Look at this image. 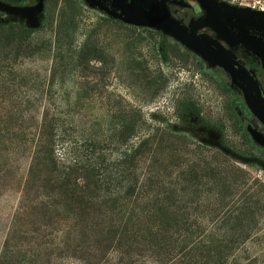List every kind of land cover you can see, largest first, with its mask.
Masks as SVG:
<instances>
[{"label": "rangeland", "instance_id": "rangeland-1", "mask_svg": "<svg viewBox=\"0 0 264 264\" xmlns=\"http://www.w3.org/2000/svg\"><path fill=\"white\" fill-rule=\"evenodd\" d=\"M215 1L220 11L214 15L200 0L166 3L188 29L216 38L247 63L264 89V21L251 25L241 20V13L247 10L264 16V0ZM128 2L131 0H0V52L23 36L33 46H42L32 55L14 58L11 53L3 61L16 59V67L33 79H50L57 29L65 32L63 43L72 38L75 48L88 39L100 50L90 58L89 70L60 68L53 85L40 82L30 87L51 101L36 106L84 107L89 120L91 115L94 122H104L105 133L110 131L117 107L126 115L137 110L143 125L134 141L154 136L153 149L139 164L141 178L155 174L159 181L141 205L152 206L153 196L156 200L172 191L178 214L170 220L177 218L189 227L178 232L173 229V235L192 242L212 236L234 238L236 244L223 243L217 248L222 252L221 264H264V143L253 138L255 131L264 136V123L243 112L242 107H249L250 94L223 66L164 30L128 20L121 7ZM39 4L42 8L36 10ZM223 25L226 33L221 31ZM24 28L31 31L29 36L24 35ZM10 29L13 31L6 34ZM71 58L66 55L63 60L69 63ZM78 95L83 97L77 101ZM81 123L78 119L69 124L66 134L67 140L77 141L78 153L84 151L80 130L87 126L81 128ZM171 131L184 135L188 143L168 138ZM68 143L60 147L61 153ZM118 152L109 145L106 156L113 161ZM149 162L154 167L151 172ZM194 162H205L215 175L207 171V177L190 179L189 166ZM13 163L8 183L0 184V264H92L64 251L60 239L48 235L46 228L39 229V223L34 231L27 215L17 221L29 158L24 155ZM181 187H186L184 195L177 196ZM140 247V254L125 257L123 263L113 252L99 264H125L130 257L137 264H166L167 259L155 257L148 246Z\"/></svg>", "mask_w": 264, "mask_h": 264}, {"label": "trees", "instance_id": "trees-1", "mask_svg": "<svg viewBox=\"0 0 264 264\" xmlns=\"http://www.w3.org/2000/svg\"><path fill=\"white\" fill-rule=\"evenodd\" d=\"M8 31L5 33L9 34L13 29ZM30 32L23 30L26 36ZM6 34L3 33L9 36ZM64 34L62 29H57L56 60L50 79H33L16 67V59L13 63L3 61L11 53L18 58L32 55L42 48L33 46L30 39L23 36L19 42L7 43L0 52L3 57L0 59V104L8 102L7 107H0V184L8 183L14 161L24 155L29 158L17 221L22 215H27L34 231L39 223V229L46 228L48 235L60 239L64 251H70L72 256L92 264H99L113 252L123 263L125 257L140 254L138 251L143 249L140 246H148L155 257L167 259L166 264L178 261L184 264H221L222 252L217 248L223 243L236 244L238 240L212 236L211 239L192 242L173 235V229L178 232L189 227L177 218L170 220L173 214H178V209L173 207L172 191L169 196L156 200L153 196L152 206L141 205L145 198H150L151 186L159 181L155 174L145 180L141 178L143 174L139 171V164L146 152L153 149L154 136L134 141L143 125L137 110L126 115L121 107H117L112 115L114 121L111 120L110 131L105 133L104 122H94L91 115L89 120L84 107L36 106L43 101H51L37 90L30 91V87L40 82L53 85L60 68L72 66L82 71L89 70L90 58L100 52L88 39L78 48H75L72 38L64 44ZM66 55L72 57L69 63L63 60ZM82 97L78 95L75 98L78 101ZM243 108L245 112L252 113L250 108ZM78 119L82 120L81 128L87 124L80 130L83 153L77 152V141L66 139L69 124H76ZM169 136H174L178 140L173 141L180 144L188 143V139L179 132L171 131ZM246 138L254 146L248 133ZM67 142V150L61 153L60 147ZM109 145L119 149L113 161L106 156ZM156 162L152 163L156 165ZM153 164H147L148 172L154 169ZM204 172L215 173L205 162H194L189 166L192 180L207 177ZM185 189L181 187V194L177 192V196H183ZM125 264L137 262L130 257Z\"/></svg>", "mask_w": 264, "mask_h": 264}, {"label": "water", "instance_id": "water-1", "mask_svg": "<svg viewBox=\"0 0 264 264\" xmlns=\"http://www.w3.org/2000/svg\"><path fill=\"white\" fill-rule=\"evenodd\" d=\"M90 1L96 2V0ZM200 1L210 14L219 13L220 8L215 0ZM121 7L128 14V20L131 22L160 28L199 55L213 60L228 70L250 94L249 108L264 123V89L261 82L254 71L242 63L219 40L188 29L171 14L166 0H131ZM41 8L42 5L39 4L36 10H41ZM241 16V20L246 24L256 25L264 21V16L259 11L247 10L241 13ZM226 29L224 25L221 26L223 33L227 32ZM253 138L264 143V136L256 131L253 132Z\"/></svg>", "mask_w": 264, "mask_h": 264}, {"label": "flooded vegetation", "instance_id": "flooded-vegetation-1", "mask_svg": "<svg viewBox=\"0 0 264 264\" xmlns=\"http://www.w3.org/2000/svg\"><path fill=\"white\" fill-rule=\"evenodd\" d=\"M238 58V57H237ZM242 63H244V64H246L247 65V63H245L244 61H242L240 58H238ZM251 70H253L249 65H247ZM255 73V72H254ZM256 74V73H255ZM256 77L258 78V76L256 75ZM243 108V107H242ZM249 108V107H248ZM243 112H244V114L247 116V117H249V118H258L259 120H261L258 116H256L253 112L252 113H249V112H245V110H244V108H243ZM262 121V120H261ZM263 122V121H262Z\"/></svg>", "mask_w": 264, "mask_h": 264}]
</instances>
